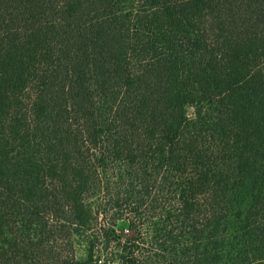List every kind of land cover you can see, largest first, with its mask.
Returning a JSON list of instances; mask_svg holds the SVG:
<instances>
[{
    "label": "trees",
    "instance_id": "obj_1",
    "mask_svg": "<svg viewBox=\"0 0 264 264\" xmlns=\"http://www.w3.org/2000/svg\"><path fill=\"white\" fill-rule=\"evenodd\" d=\"M0 264H264V0H0Z\"/></svg>",
    "mask_w": 264,
    "mask_h": 264
}]
</instances>
